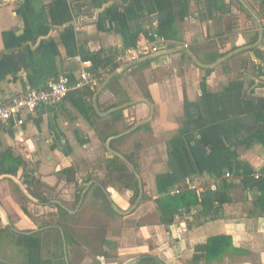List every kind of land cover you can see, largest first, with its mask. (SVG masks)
I'll list each match as a JSON object with an SVG mask.
<instances>
[{"label":"crops","instance_id":"1","mask_svg":"<svg viewBox=\"0 0 264 264\" xmlns=\"http://www.w3.org/2000/svg\"><path fill=\"white\" fill-rule=\"evenodd\" d=\"M244 1L248 7L239 0H0V102L41 88L59 74L74 80L84 60L82 46L117 55L142 43L146 32H158L162 15L173 20L158 32L161 51L180 48L159 51L124 70L128 63L115 55L97 70L100 87L116 73L99 92L98 109L97 91L85 88L70 92L57 106L27 112L23 124L13 119L0 125V151L11 148L28 160L37 179L27 189L22 170L0 176V203L9 220L0 210V264H30L16 242L20 232H41L48 264H123L143 254L166 264H264V214L255 207L264 181L253 179L264 168V0ZM245 47L250 48L212 68L200 67L186 52L211 64ZM128 130L111 147L124 156L135 154L146 198L128 215L113 209L132 220L116 234L106 229L103 247L117 249L111 253L116 257L96 256L81 243L89 252L79 262L78 252L71 251L79 245L65 248L63 241L62 248L55 230L62 228L48 224L57 222L62 207L74 215L67 223L83 236L103 226L95 211L82 222L93 225L89 234L75 220L87 203L92 209L105 204L96 196L98 184L88 183L116 176L104 163L117 156L110 154L107 141ZM70 166L78 168L74 181L62 173ZM188 182L200 191L233 183L232 201L217 217H202L195 206L176 215L173 224H161L155 200ZM87 188L78 207L77 195ZM107 190L120 196L123 209L134 204L131 189L111 182ZM56 233L59 244L55 236L49 244L47 235ZM220 235L231 237L232 246L196 262V246Z\"/></svg>","mask_w":264,"mask_h":264},{"label":"trees","instance_id":"2","mask_svg":"<svg viewBox=\"0 0 264 264\" xmlns=\"http://www.w3.org/2000/svg\"><path fill=\"white\" fill-rule=\"evenodd\" d=\"M173 20L171 15H162L159 17L158 32L163 34V29L169 25ZM146 35L149 33L146 32ZM139 36L138 34L135 35ZM116 55V51H110L109 56H104L102 50L92 52L85 47L81 48V57L84 60H92L94 65V70H99L102 67H106L110 62L113 61ZM222 56V54L213 57L211 61H216ZM76 91V90H73ZM151 98V97H148ZM90 111V110H89ZM91 111L94 112L93 107ZM118 112L117 114H119ZM113 146V145H112ZM126 159L132 163L138 170V164L135 159V154L130 153L125 155ZM106 167L116 174L115 177L109 178V181H103L102 185L107 189L111 182L119 183L122 188L131 189L134 194L131 202L134 203L139 195V182L135 177L134 173L129 166V164L120 158L119 156L109 157L104 161ZM103 165V164H102ZM22 170V176L24 178V183L27 189H30L31 185L37 181L34 174V166L25 158L15 155L11 148H6L0 151V176L11 175L16 176L19 171ZM78 172V168L75 166H70L64 168L62 173L66 175L68 181H74ZM127 174H131L127 176ZM254 179V178H253ZM91 180V178H89ZM255 181H261L256 180ZM96 196L101 198L105 204L109 207L110 213L113 216L118 215L111 207L110 200L107 194L102 189L100 185H95ZM234 188V184L230 182H224L215 189H203L200 192L196 190L189 189V187H181V192L175 195H164L155 200L157 204V212L159 214V220L161 224L171 225L174 223L176 215L182 214L184 210L190 211L195 206L201 207L200 215L202 217H217L220 214L221 208L224 204L232 201L231 189ZM83 189H81L82 191ZM81 193L77 195V204L80 200ZM146 195H144V199ZM27 199V198H26ZM22 203V202H21ZM255 207L264 214V191L261 196L255 202ZM22 208L27 212L25 205L22 203ZM60 217L57 222L49 223L48 225H57L64 230L66 241L68 245H82L84 243L88 246L91 253L96 256H101L104 258L116 257V255L111 254L103 247L106 236V228L101 226L91 232V236H83L82 233L74 225H69L67 219L74 215L70 214L68 211L60 207L59 211ZM2 226V218L0 215V229ZM46 226V225H45ZM55 230L59 233V238L63 248V237L59 228ZM17 244L23 246L27 251L28 263L30 264H48L47 261L43 260V238L41 232H36L32 234L26 233H16ZM81 240L82 242L78 241ZM100 243L101 245H99ZM232 246V238L226 235H220L210 238L205 244L196 246V254L194 260L197 262L206 257L207 260H211L214 255H216L217 250H224L225 248ZM199 252L204 253L205 256L199 254ZM135 264H166L163 260L157 256L151 254H143L140 259Z\"/></svg>","mask_w":264,"mask_h":264},{"label":"built area","instance_id":"3","mask_svg":"<svg viewBox=\"0 0 264 264\" xmlns=\"http://www.w3.org/2000/svg\"><path fill=\"white\" fill-rule=\"evenodd\" d=\"M164 43L160 34L151 31L144 37L142 43L133 48L121 49L116 60L120 63H131L144 56L161 51ZM101 85V78L98 71L94 70L92 60H82L78 76L73 80L68 74H59L54 80L48 82L41 88H31L20 94L9 96L0 102V125L16 120L19 124L24 123V115L27 112L36 111L44 106H57L61 104L73 90L88 88L96 92ZM226 178H232V173L227 172ZM254 179L264 181V168L254 172ZM189 189L200 191L197 185L188 182ZM215 188V186H213ZM180 187L169 191L170 195L179 194Z\"/></svg>","mask_w":264,"mask_h":264},{"label":"water","instance_id":"4","mask_svg":"<svg viewBox=\"0 0 264 264\" xmlns=\"http://www.w3.org/2000/svg\"><path fill=\"white\" fill-rule=\"evenodd\" d=\"M239 1L242 2V4H243L244 6L248 7V5L245 3L244 0H239ZM251 12H252V14L254 15V17L258 19L257 15H256L252 10H251ZM258 21H259V24H260V26H261V21H260L259 19H258ZM261 38H262V31H260V38H259V41H258V42L261 41ZM247 48H250V47H245V48H241V49L235 50V51H233V52H231V53L225 55L223 58H221V59L218 60L217 62H214V63H211V64H202V63H201V62H200V61H199V60H198V59H197V58H196V57H195V56H194L189 50H186V52L191 56V58L195 61V63L198 64L200 67H204V68H212V67H214L215 65H218V64H220L221 62L225 61L226 59L230 58V57L233 56L234 54H236V53H238V52H240V51L246 50ZM178 50H180V48H178L177 50H175V49H172V50H167V49H165L164 51H161V52H159V53H164V54H165V53H172V52H176V51H178ZM183 50H185V49H183ZM159 53H158V54H159ZM154 55H156V54H151V55H148V56H144V57H142V58H140V59H138V60H136V61H134V62L128 63L126 66L123 67V70L126 69V68H128V67L133 66L134 64L140 63L141 61H143V60H145V59H147V58L154 57ZM115 74H116V73H114L111 77H109V78L104 82V84H103V85L97 90V92H96V94H95V106H96V108H97V105H96V99H97V96H98L99 92H100V91L106 86V84L110 81V79H111ZM123 107H125V105H124V106H120V107L117 108V109H120V108H123ZM152 108H153V107H152ZM97 109H98V108H97ZM133 129H134V128H133ZM133 129H131V130H133ZM131 130H128V131H126V132H124V133H121V134H118V135H116V136H113V137L109 138L108 141H107V148H108V150L110 151V154H111V155H117V156H119L120 158H122L123 160H125V161L129 164V166H130L132 172L134 173L135 177L137 178V180H138V182H139V195H138L136 201L134 202V204H132V206H131L129 209H123V208L119 205L120 196H119L118 194H112V193L108 192V190H107V189H106V188H105L100 182H98V181H96V180H93V181H91V182L88 183V187H90L91 184H93V183H96V184L100 185V186L102 187V189L105 191V193L107 194V196H108V198H109V200H110V202H111V205H112L113 209H114L118 214H120V215H128V214H130L134 209L137 208V206H138L139 203L141 202V200H142V198H143V195H144V185H143L142 179H141V177H140V175H139V173H138L136 167H135L132 163H130V162L126 159V157H125L124 155L120 154L119 152H116V151L113 150L112 147H111V141H112L113 139H116V138H118V137H121V136L125 135L126 133H128V132L131 131ZM23 190H24V189H23ZM87 190H88V188H87V189L81 194V198H80V202H79L78 207H80V206L82 205ZM0 210L5 214L6 219L8 220L7 213H6V211L4 210V208L2 207L1 203H0ZM8 221H9V220H8ZM60 230H61V233H62V236H63L64 246H65V248H66L67 243H66V237H65V234H64V230H63V229H60ZM139 259H140V257L132 258V259L126 261V262L123 263V264H135Z\"/></svg>","mask_w":264,"mask_h":264},{"label":"rangeland","instance_id":"5","mask_svg":"<svg viewBox=\"0 0 264 264\" xmlns=\"http://www.w3.org/2000/svg\"><path fill=\"white\" fill-rule=\"evenodd\" d=\"M119 146H120V144H119ZM102 154H103L102 158H105L106 157V153H104L103 150H102ZM102 158H100V159H102ZM97 163H98V161L93 162V163H87V164H84V165H85V168L86 167L90 168V164L92 166H95ZM99 202H100V200H99ZM91 207H92V205L90 206L87 203L85 205L84 209H82V212L80 213L81 214L80 217L75 220V224L77 223V225H78V223H79V224L82 225L81 226V230H83V233L85 232L84 234H89L88 231H89V226L90 225H87V224H84V223L89 221V220H87V217L90 215V212H94V211L97 212V214H98L97 216L99 218V222H101L102 225L108 230L107 233H109V231L112 230V233L116 234L117 232H120V230L122 229L123 226L128 225V224L129 225L132 224V220L131 219L123 218L121 216H113V215L109 214L110 211H109L108 207L106 208L105 204H103L102 202L99 203L98 207H95L96 209H92ZM82 222H84V223H82ZM92 226H90V227H92ZM95 226H97V225H95ZM54 236L57 239V244H59L57 233L55 235H51V236L47 235L46 241L49 242V244H50L51 242H53L52 240H54V238H55ZM98 244L101 245L100 243H98ZM71 251L73 253H74V251L78 252L79 256L77 257V261L79 260V262H80V261L83 260L82 258H84V256L86 255V252H89V249H84L83 245H79V246H75L74 245V246H72ZM110 252L111 253H115V252H118V250L117 249H111ZM92 263H95V261H92Z\"/></svg>","mask_w":264,"mask_h":264}]
</instances>
